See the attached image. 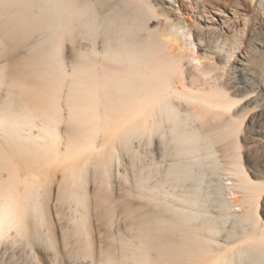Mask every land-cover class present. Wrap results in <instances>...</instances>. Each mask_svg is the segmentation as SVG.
Returning a JSON list of instances; mask_svg holds the SVG:
<instances>
[{
	"label": "bare ground",
	"instance_id": "obj_1",
	"mask_svg": "<svg viewBox=\"0 0 264 264\" xmlns=\"http://www.w3.org/2000/svg\"><path fill=\"white\" fill-rule=\"evenodd\" d=\"M186 1L196 21L170 0L181 25L152 0H0V249L39 240L58 263L48 184L59 171L57 201L85 239L76 259L264 264V180L242 152L264 117V10L249 19L246 0ZM123 152L130 169L116 175L140 201L123 212L138 243L96 263L88 183L109 188Z\"/></svg>",
	"mask_w": 264,
	"mask_h": 264
},
{
	"label": "rangeland",
	"instance_id": "obj_2",
	"mask_svg": "<svg viewBox=\"0 0 264 264\" xmlns=\"http://www.w3.org/2000/svg\"><path fill=\"white\" fill-rule=\"evenodd\" d=\"M152 1L156 3V5L158 6L157 8L158 10L159 9L164 10V12L168 13L172 19H175L174 22H178L181 25L183 24V20L179 19V13L176 9V6H173L170 0H152ZM228 1L230 2V0ZM259 2L252 3V1L250 0L244 1L243 6L246 9L244 13L249 19L256 17V14H254V11H258L260 14L263 12L264 7L261 4H259ZM189 6H190L189 3L185 0L186 9L182 10V12L188 15L191 20L196 21L197 18L191 14ZM231 8H234V7H231ZM260 16L262 17V14ZM263 25H264V22H263ZM155 27H156L155 22H153V24L151 25V29H154ZM22 53H23V50L21 54ZM201 54H204V53H201ZM18 57L19 59L17 60L15 59L16 61L21 60L20 56ZM2 59L4 60V57ZM16 61L14 62L16 63ZM1 62L2 61H0V63ZM0 93H1V96H4L5 94L4 91L3 92L0 91ZM262 111L264 112V109ZM252 119H251L252 127L249 128L247 132H245L246 134H244L245 140L243 143L242 152H243L244 159H246V166L248 168V172L253 176V178L264 180V117L259 121L257 117L252 118ZM63 126L64 125L62 123V125L59 126V128H61V132L63 133V136H65L66 138L67 137L66 134L68 133L67 131L66 133H64L65 132L64 128L66 127H63ZM134 147H137L136 149H138L139 146L137 142L134 143ZM124 153L125 152L120 153V159L118 162L120 164L116 162H113L112 164L113 166L111 167L112 168L111 172H113V175L111 176L112 178L110 181L109 188L98 190L97 189L98 186L95 187L92 181H89L88 183L89 192H92L93 195L95 196L94 199L92 200L93 207L90 211L89 234H90L91 243L93 245V250H94L93 253H94V258H95L96 263H98V259H99V255L101 251L110 250L113 247L116 249H112V250L118 253L119 251H121L122 249L121 245L124 244V242H125V245L128 242V245H127L128 250L131 249V246H134L133 244L137 245L138 243L136 242L137 239L135 238L136 236H134L135 235L134 232L129 231V228L127 227V224L123 217V215L125 214H123V212L126 211L128 207H134L138 205L140 201L134 197L132 198V197L127 196L126 191H123L124 190L123 188L126 186L124 185L125 182L118 180L117 175H116L117 170L119 172L124 173L126 170L130 169L129 167L130 160H128L130 158H128V156ZM155 156L158 157L156 153H155ZM121 160L123 162H121ZM63 180H62L61 173H59L58 171V173L54 174V176L50 179V182L48 184L50 185L48 186L49 192H50L49 202H48V209H49L48 229L50 232L49 233L50 237L52 238V240H54L53 242H55V247L57 251L59 252V255H58L59 257L57 258L58 260L57 264H86V263L88 264L90 262L89 260L85 261L80 258L79 259L74 258L75 253H76V246L77 247L79 246L78 244L79 240H81V243H82L83 241H85V239H84V236H82L81 234H80L81 236L78 233H77L78 236L75 235L76 234V232L74 231L75 227H72L73 224L72 222H69L70 220L68 221L69 219L68 218L69 215H67L68 205L65 204L67 206L66 207L64 204L62 205L60 201L59 203L57 201L60 195L59 185L62 184ZM122 182L124 184H122ZM225 183H228V182H225ZM122 185H124V187H121ZM228 196L229 195H227V197ZM105 200H107V202L110 203L111 205L110 204L107 205V202ZM109 205L112 207L114 211V213H112L114 214V216L111 214L112 209L110 208ZM108 206L110 208V212L107 211L109 210L107 208ZM106 211L109 212V214ZM259 214H260L261 222L264 224V201L261 203ZM108 215H110V218H112L111 216L114 217L113 222L112 221L110 222V219L106 217ZM109 222L112 223V225ZM109 224L111 227H109ZM29 228H30L29 229L30 232L36 230L35 232L38 233L39 231L40 233L42 231V235L40 236V238L43 237L44 233L46 235V231H44L45 229L44 228L40 229V227L34 224L32 220L31 222L29 221ZM130 232H133V233H130ZM128 234H130V237ZM38 235L40 234H37V236ZM31 237L32 236H30V239ZM112 238L116 240L115 243L113 242ZM120 238L122 239L121 242H119ZM133 238L136 239V241ZM42 242L43 241L33 240L31 244L32 252H30L31 250L29 251L30 247L28 246L25 247V244L23 243H20V244L17 243V245H13V246L11 245H5V247L3 246L2 247L3 249L2 248L0 249V264H56L53 258L52 250H50L47 247L46 243L44 242L42 243ZM119 244L121 245L119 246ZM125 245H123L122 247L127 249ZM32 253L37 256V259H38L37 262L32 261L30 259L29 256H31Z\"/></svg>",
	"mask_w": 264,
	"mask_h": 264
},
{
	"label": "snow or ice",
	"instance_id": "obj_3",
	"mask_svg": "<svg viewBox=\"0 0 264 264\" xmlns=\"http://www.w3.org/2000/svg\"><path fill=\"white\" fill-rule=\"evenodd\" d=\"M4 209L3 207H0V230H2L4 226ZM9 221H11V215H9Z\"/></svg>",
	"mask_w": 264,
	"mask_h": 264
}]
</instances>
